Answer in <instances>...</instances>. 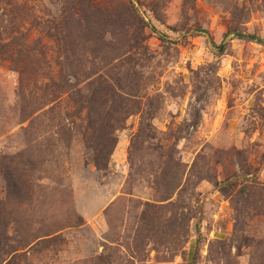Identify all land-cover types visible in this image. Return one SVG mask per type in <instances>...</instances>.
<instances>
[{
    "label": "rangeland",
    "instance_id": "374dc122",
    "mask_svg": "<svg viewBox=\"0 0 264 264\" xmlns=\"http://www.w3.org/2000/svg\"><path fill=\"white\" fill-rule=\"evenodd\" d=\"M235 33L264 0H0V264H264V45Z\"/></svg>",
    "mask_w": 264,
    "mask_h": 264
},
{
    "label": "trees",
    "instance_id": "16d2710c",
    "mask_svg": "<svg viewBox=\"0 0 264 264\" xmlns=\"http://www.w3.org/2000/svg\"><path fill=\"white\" fill-rule=\"evenodd\" d=\"M203 32H204L203 30L198 29V30H196L195 33L201 34ZM235 34L237 35L238 38H240V39H242L244 41L257 43V44H260V45H264V39L259 37V36L252 35V34H245V33H235ZM160 35H161V39L164 40L165 42H168L170 44L177 43L176 42L177 40H172L169 37H167L165 35H162V34H160ZM100 152H103V151L99 150L98 154L96 156V159H95L96 165H98V166H102V163H101L102 154ZM191 264H196V261L193 260L191 262Z\"/></svg>",
    "mask_w": 264,
    "mask_h": 264
}]
</instances>
